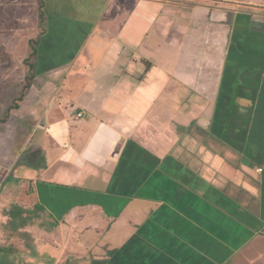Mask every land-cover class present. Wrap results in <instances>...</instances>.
Listing matches in <instances>:
<instances>
[{
    "label": "crops",
    "instance_id": "obj_1",
    "mask_svg": "<svg viewBox=\"0 0 264 264\" xmlns=\"http://www.w3.org/2000/svg\"><path fill=\"white\" fill-rule=\"evenodd\" d=\"M42 2L0 264H264V8Z\"/></svg>",
    "mask_w": 264,
    "mask_h": 264
},
{
    "label": "rangeland",
    "instance_id": "obj_2",
    "mask_svg": "<svg viewBox=\"0 0 264 264\" xmlns=\"http://www.w3.org/2000/svg\"><path fill=\"white\" fill-rule=\"evenodd\" d=\"M216 1L264 8V0ZM40 4L38 0H0V194L5 179L19 175L21 162L36 154L32 144L39 129L35 111H41L38 98L43 96L37 88L43 77L52 74L50 68H37L36 49L47 25ZM43 86L51 88L48 83ZM49 88L43 92L45 97L51 93Z\"/></svg>",
    "mask_w": 264,
    "mask_h": 264
},
{
    "label": "trees",
    "instance_id": "obj_3",
    "mask_svg": "<svg viewBox=\"0 0 264 264\" xmlns=\"http://www.w3.org/2000/svg\"><path fill=\"white\" fill-rule=\"evenodd\" d=\"M39 1H41L40 7H42V0H39ZM41 13H42V12H41Z\"/></svg>",
    "mask_w": 264,
    "mask_h": 264
},
{
    "label": "built area",
    "instance_id": "obj_4",
    "mask_svg": "<svg viewBox=\"0 0 264 264\" xmlns=\"http://www.w3.org/2000/svg\"><path fill=\"white\" fill-rule=\"evenodd\" d=\"M78 115H80V113H78ZM258 170H261L260 168Z\"/></svg>",
    "mask_w": 264,
    "mask_h": 264
}]
</instances>
